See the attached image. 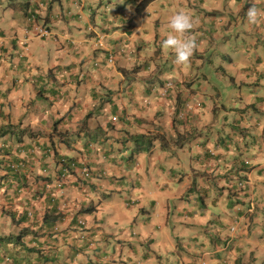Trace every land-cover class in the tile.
Listing matches in <instances>:
<instances>
[{
    "label": "crops",
    "instance_id": "obj_1",
    "mask_svg": "<svg viewBox=\"0 0 264 264\" xmlns=\"http://www.w3.org/2000/svg\"><path fill=\"white\" fill-rule=\"evenodd\" d=\"M127 1L3 0L0 128L7 124L15 133L0 139V236L19 234L23 227L31 233L18 243L0 241V259L7 264H104V259L92 258L93 251L101 250L108 258L105 264H264V129L254 127L264 125V22L248 23L252 0H155L141 13ZM256 5L264 9V0ZM31 10L35 23L28 19ZM177 10L198 20L193 34L200 47L186 66L176 65L174 53L165 54L161 46L168 19ZM151 15L165 17L167 28L151 24ZM43 26L48 36L38 34ZM224 59L228 84L239 90L229 92L226 103L224 90L208 81L223 76L216 68L215 74L205 69L207 61L216 67ZM29 76L36 84L29 85ZM168 80L175 86L163 96ZM199 100L201 108L196 106ZM188 104L194 105L193 111ZM36 106H45L43 113L38 108L43 116L36 115ZM217 123L223 129L213 142L209 130ZM228 129L237 139L228 136ZM17 131L21 146L16 154L9 142ZM150 137L151 152L195 141L197 153L190 149L188 156L202 170L184 159V171L164 172L168 183L161 174L153 176L157 186L148 201L151 212L140 205L132 209L131 218L117 212L110 225L118 226L120 234L107 233L93 194L123 190L117 186L119 178L114 175L116 180H104L101 186V174L98 181L80 182L74 175L61 181L57 160L60 155L78 156L100 168L104 161L118 164L131 151L130 161H142ZM222 143L225 152L217 149ZM11 164L18 167L12 171ZM119 172L125 174L122 168ZM241 179L250 181L246 194L238 187ZM166 189L165 213L158 197ZM198 195L203 206L188 205L187 196L199 201ZM100 202L105 207L109 200ZM12 213L22 221H14ZM50 213L59 216L54 225L58 231L48 226L52 220L45 217ZM84 214L89 217L84 219ZM239 216L245 221L233 236L230 227ZM81 218L86 222L84 240L79 238ZM187 234L201 246L180 250L175 241ZM119 237L125 238L118 244L120 253H110L108 244ZM166 238L172 249L155 250ZM146 241L149 249L141 251Z\"/></svg>",
    "mask_w": 264,
    "mask_h": 264
},
{
    "label": "rangeland",
    "instance_id": "obj_2",
    "mask_svg": "<svg viewBox=\"0 0 264 264\" xmlns=\"http://www.w3.org/2000/svg\"><path fill=\"white\" fill-rule=\"evenodd\" d=\"M165 2H167V0H165ZM5 8H6V6H5L3 0H2V2L0 1V17H1V15H3V12H5L4 11V10H6ZM127 13L131 14V11L129 9H127ZM5 15L7 16V13ZM165 19H166L165 17L164 18H159V17L155 18L154 15H151V24H153L154 26L160 25V27H163V29H166L167 24L164 23ZM30 22L35 23L36 19H35V21H30ZM9 24H11L10 21H9ZM153 36H154V33L149 34V39L152 40ZM214 61L216 62L217 60H214ZM226 62H228V61H226V59L220 60V61L218 60L215 63L216 64V67H215L214 65L210 64L211 63L210 61H207L206 62V68H205V69H207L208 72H210L212 70L214 72V74L217 72L214 70V68H216V70H218V72H220L221 75L223 76V78L221 80L220 79L217 80L215 78L216 76L214 75V76L209 77L208 81H210V83L217 85L215 89L224 90V92H223L224 97L222 98V100L225 103H226V101H228L229 92H230V95H233L235 93L233 91V89L234 90L236 89L235 87H231L233 84L232 85L228 84L229 79L226 75L227 70H228V65L226 64ZM111 63H112V61H111ZM222 66L225 69L222 68L221 70H219ZM20 71H22V69H20ZM207 71H206V73H207ZM29 79H30L29 85L32 86V83L36 84V82L33 80V76H29ZM201 80H202V82H205L203 80V77H201ZM231 89H232V91H231ZM244 89H246V87ZM235 91H237V93H239L238 92L239 90H235ZM169 94H170V92H169ZM211 94H213V93L211 92ZM39 101L40 100L38 99L35 101V103L38 102V106L40 107L42 104H40L41 101L40 102ZM201 105H202V101L201 100L197 101L196 106L201 108L202 107ZM39 107L36 106V109H37L36 115L37 116L39 115V117H41L44 115L42 113L44 112L43 110L45 109V106L41 107V108H39ZM38 108L40 109V111L42 113L38 112ZM187 109L190 111H193L194 105L188 104ZM4 127H6V130H8V134L11 133L10 137H12V135L15 132H11L10 126H8L7 124L6 125L4 124ZM254 127L257 131L261 130V132L264 129V125L262 127H260V125H255ZM222 129H223V126L220 125L219 123H217L214 127L210 128L209 131L211 134V138L213 139V142L217 141L218 134L220 131H222ZM248 129L249 130L246 129V131L253 132V130H254V128H248ZM244 130H245L244 126L239 127V131L243 132ZM19 132L20 131H17L15 140H10V142H9V149L14 150V152L16 154L18 152L17 150L21 146L20 142H18V140L21 139L19 136ZM22 132L31 134V131H29V130H22ZM231 132H232L231 129H228V136H230L234 139H237L234 134H231ZM26 136L28 138V135H26ZM225 138L227 141L228 137H225ZM247 138H248V141L251 140L250 136H248ZM191 139H193V137ZM28 140H29V138H28ZM191 141L192 140L189 141V144ZM189 144L187 143L183 147H176L173 150L172 149L165 150L161 147H157V148H154L153 152H151V148H149L150 147L149 144L148 145L145 144V148L143 149L145 154H144V158L142 161L139 160L138 157H136L132 161H130L129 158L133 154L131 153V151H129L128 153H124L121 155V159L117 160L118 164L111 162V161H104L102 163L104 166H101L100 168H96L94 166L91 167L87 162H85L86 164H85V166H82L81 170L83 169V167H87V169L90 173L88 176H86L85 181H89L92 178L94 180L98 181L99 180L98 176L101 174L104 177L101 178L100 181H103V182H97L98 185H100V186L103 185V183L105 182L104 180L110 181V180H116V178H119L120 184H118L117 186L122 185L124 188L123 190H120L117 192H112L111 188H110L109 190L106 191V194H104V192H100L102 195L93 194V200L96 202L97 206L102 208L101 213L99 215V218H101L103 220L104 224L102 225V227L104 228V230L107 231V233L120 234L119 232L121 230L119 229L118 226H115L112 223L110 225L111 220L114 221L116 219L115 216H116L117 212H119L121 214L120 217L124 216V218H131L132 209L134 207H137L138 205L147 207L149 212H151L152 202H148V201H150V199H151L150 193H152V189L155 188V186H157L156 185L157 179H154L153 176L155 177L156 175L161 174V178H162L163 183H168V177L165 175L164 172L170 171L171 168H174L175 172H178L180 169H182L184 171V163L181 162L184 159H185L187 165L192 164L194 166V168L197 169V171L202 170V167L198 164L196 159L188 156V154L190 153V149H192L195 153H197L196 143H195V141H192V144L190 146H189ZM221 145L223 146V143ZM221 145L218 146L217 149L220 147L222 149V152H225L224 146L222 147ZM1 150L4 151L3 149H1ZM254 153H255V151L252 152V155H254ZM24 154H25V152H22V156ZM126 157H127V159H125ZM258 160H261V158H258ZM247 161L249 162V160H247ZM121 168L125 170V174H122L121 172H119L121 170ZM188 170L190 172L191 166H188ZM128 172H130L129 175H128ZM114 175H116V178H114ZM122 176H126V177H122ZM198 181L200 182V179H198ZM144 182H146V183H144ZM170 186H172V185H169V187ZM165 192L166 193H160V195H159L160 197H158V201H162L161 203H163V211L166 213V211H167L166 197L168 196L169 193H168L167 189L165 190ZM243 192L246 194L245 191H243ZM106 198H108L109 202L105 205V207H102L100 201L102 199H106ZM187 199H188V201H187L188 205L196 203V204H200L201 206H203V204L201 203L202 202L201 197L199 195L197 196V199L199 201L194 199L192 196H190V197L187 196ZM154 200H157V198ZM87 202H88V199H87L86 203ZM146 202H148V203H146ZM129 203H130V205L128 206ZM170 203H172V201H170ZM179 203H180V201L177 202L176 205H178ZM114 205H115V207L112 208ZM212 205L213 204H211L210 207H212ZM254 207H255V205H254ZM254 207L252 206V202H251L250 209H253ZM250 209H248V211L253 212ZM141 214H142V212H141ZM88 217H89V215L84 214V219H87ZM147 218H148V216H146V219ZM243 218H244V216L241 217V220L245 221V218L244 219ZM255 227H256V225H255ZM126 228L130 229V226H127ZM256 231H257V229H256ZM123 239H125V238L119 237L117 239H114V243L111 242L108 244V249L110 250V253H113L114 249L115 250L118 249V253H120L121 247L118 244L124 243ZM102 240L103 239L99 240L97 248L100 247ZM113 244H114V247H113ZM149 244H150V242L146 241L144 243V245H142L140 247V250L141 251L148 250ZM175 244H177V246L179 247L180 250H184V249L195 250L201 246L200 244L194 243V241H191V238L188 234L186 236H182L181 241H178V242L175 241ZM154 247H155V250H158V251L171 250L172 249V246H171L170 242L168 241V238H166V241H164V243H163V241H160V244L157 242ZM104 248L105 247H102V249H104ZM99 251H101V250H99ZM99 251H96V252L93 251V257H92L93 260L95 259L97 261L98 260L100 261L101 259H104L105 263H107L108 258H105V256L102 255V252H99ZM140 260H142V259H140Z\"/></svg>",
    "mask_w": 264,
    "mask_h": 264
},
{
    "label": "clouds",
    "instance_id": "obj_3",
    "mask_svg": "<svg viewBox=\"0 0 264 264\" xmlns=\"http://www.w3.org/2000/svg\"><path fill=\"white\" fill-rule=\"evenodd\" d=\"M246 15L251 25L264 22V9L257 7L256 0H252ZM197 25L198 20L191 12L177 10L169 17L168 32L161 46L165 54L174 53L176 65H189L195 52L199 50L197 36L193 34Z\"/></svg>",
    "mask_w": 264,
    "mask_h": 264
},
{
    "label": "trees",
    "instance_id": "obj_4",
    "mask_svg": "<svg viewBox=\"0 0 264 264\" xmlns=\"http://www.w3.org/2000/svg\"><path fill=\"white\" fill-rule=\"evenodd\" d=\"M153 1L155 0H128L127 3H132V5L134 6V10L138 13L143 12ZM92 113H89L87 115V119L88 117H90ZM60 122V120H57L56 123ZM11 128V126H10ZM8 133V130H6V128H0V139L2 137H4L6 134ZM63 136L66 134H63L64 132H60ZM136 142H139L140 140H135ZM148 142H146L145 144L148 145L149 144V148H151V143L153 142V138L150 137L149 140H147ZM57 166H58V172L60 173V180L63 181L67 178V176L70 175H74L75 179H78V181H85V178H82L81 176V168L82 166H85V162L80 160L79 157H70L68 155H60L59 159L57 160ZM14 166V167H13ZM18 166L15 164H11L10 168L13 171L14 169H16ZM77 174V175H75ZM47 179H51V176L47 177ZM89 209H93L91 207H89ZM9 212V210H6V212ZM12 217L14 221H17L20 223V221L22 220H18L16 217L15 213H12ZM24 218H27V215L24 216ZM23 218V219H24ZM45 219H51L52 221H49L48 226L53 229L55 228L56 230V226L54 227L55 223L58 221L59 216L55 215L54 213H50V214H46ZM78 225L80 226L79 222ZM59 227V226H58ZM76 227V226H75ZM81 227V226H80ZM59 230V229H58ZM57 230V231H58ZM31 233L30 228L29 227H23L21 229V231L19 232V234H10L7 236H0V241L1 242H6V243H18L22 237L26 236L28 233ZM87 237V235H86ZM33 250H35V248H32ZM3 257L0 259V264H7V262H2Z\"/></svg>",
    "mask_w": 264,
    "mask_h": 264
},
{
    "label": "built area",
    "instance_id": "obj_5",
    "mask_svg": "<svg viewBox=\"0 0 264 264\" xmlns=\"http://www.w3.org/2000/svg\"><path fill=\"white\" fill-rule=\"evenodd\" d=\"M28 19L30 20V21H35V19H36V13L33 11V10H31L30 11V15H29V17H28ZM49 33H50V31L46 28V27H39V35L40 36H42V37H44V36H47V35H49ZM108 60H109V62H113L114 61V55L112 54L111 56H109L108 57ZM174 86H175V83H174V81H172V80H168L166 83H165V85H164V87H163V89H162V94H163V96H168L169 95V92H170V90L171 89H173L174 88ZM246 164L248 163V161H246L245 162ZM90 173H89V171H88V169H87V167H83V169H82V171H81V176H82V178H86V176H88ZM249 186H250V181L249 180H247V179H241L240 181H238V187L242 190V191H247L248 189H249ZM241 217L242 216H239V217H236L234 220H233V223H232V225H231V233L233 234V236H235L237 233H238V231L240 230V228H241V226H242V221L243 220H241ZM79 224H80V226H81V228H82V233H81V235H79V238L81 239V240H84V239H86V233H85V230H86V222H85V220L84 219H80L79 220ZM59 229V227L58 226H56V230H58Z\"/></svg>",
    "mask_w": 264,
    "mask_h": 264
}]
</instances>
